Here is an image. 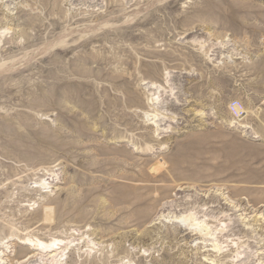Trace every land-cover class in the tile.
<instances>
[{"label": "rangeland", "instance_id": "374dc122", "mask_svg": "<svg viewBox=\"0 0 264 264\" xmlns=\"http://www.w3.org/2000/svg\"><path fill=\"white\" fill-rule=\"evenodd\" d=\"M238 263L264 264V0H0V264Z\"/></svg>", "mask_w": 264, "mask_h": 264}, {"label": "bare ground", "instance_id": "6f19581e", "mask_svg": "<svg viewBox=\"0 0 264 264\" xmlns=\"http://www.w3.org/2000/svg\"><path fill=\"white\" fill-rule=\"evenodd\" d=\"M130 19V18H129ZM84 27V26H83ZM61 42V41H60ZM59 42V43H60ZM41 50V49H40ZM37 51V50H36ZM34 52V51H33ZM36 53V52H35ZM30 54H31V52H30ZM34 54V53H33ZM26 55V54H25ZM32 60V59H31ZM15 62V61H14ZM240 108V107H239ZM239 108H237L236 110H237V112H238V116L239 117H241V115H242V112L240 111L241 109H239ZM245 112V111H244ZM244 127V126H243ZM164 165V164H163ZM191 215V213L190 214H188V215H182L181 217H178L177 216V222L179 223V224H182V223H186V222H188V220L190 219V216ZM195 224V223H194ZM194 224H188L190 227L192 226V225H194ZM194 229H196V228H194ZM196 231V230H195ZM58 240V239H57ZM31 241V240H30ZM56 241V240H55ZM57 242H59V241H57ZM28 244H31V245H33V247H34V249H36V250H38V251H41V252H49V251H52V252H56V250L59 248V249H61V247H57V248H55L54 246H55V244H58V243H49V242H44V241H41V240H38V241H31L30 243H28ZM58 246V245H57ZM217 247V246H216ZM217 250V249H216ZM215 260V259H214ZM214 260H213V263H214ZM235 262H239V260L238 261H235ZM239 264V263H238Z\"/></svg>", "mask_w": 264, "mask_h": 264}]
</instances>
